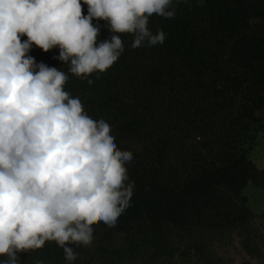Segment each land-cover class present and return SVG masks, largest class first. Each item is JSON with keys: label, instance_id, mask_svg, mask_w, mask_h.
<instances>
[{"label": "trees", "instance_id": "obj_1", "mask_svg": "<svg viewBox=\"0 0 264 264\" xmlns=\"http://www.w3.org/2000/svg\"><path fill=\"white\" fill-rule=\"evenodd\" d=\"M172 7L175 18H149L153 34H167L163 45L132 49L133 35L120 34L125 51L104 73L72 75L70 64L54 58L58 47L45 53L33 44L27 53L68 74L65 90L110 125L120 150L133 153L125 165L133 196L113 230L229 219L225 206L249 182L264 187V170L249 157L264 128V0H173ZM98 23L97 46L111 38L107 22ZM71 247L78 253L84 246ZM18 255L21 263L64 259L52 241Z\"/></svg>", "mask_w": 264, "mask_h": 264}, {"label": "clouds", "instance_id": "obj_2", "mask_svg": "<svg viewBox=\"0 0 264 264\" xmlns=\"http://www.w3.org/2000/svg\"><path fill=\"white\" fill-rule=\"evenodd\" d=\"M181 3L189 0H175ZM172 5L0 0V257H6L0 264H21L18 253L49 241L74 264L79 253L71 245H91L94 225L115 226L135 184L125 166L133 153L120 150L110 125L90 117L80 98L65 90L68 74L27 55L32 45L45 53L58 47L54 58L70 64L76 77L104 73L125 51L120 34L133 35L132 49L163 45L167 34H153L149 18H175ZM100 20L111 38L97 46Z\"/></svg>", "mask_w": 264, "mask_h": 264}, {"label": "rangeland", "instance_id": "obj_3", "mask_svg": "<svg viewBox=\"0 0 264 264\" xmlns=\"http://www.w3.org/2000/svg\"><path fill=\"white\" fill-rule=\"evenodd\" d=\"M249 157L264 170V128ZM225 211L229 219L208 216L186 226L148 221L130 230L94 228L74 264H264V187L249 182ZM22 262L33 264L28 257Z\"/></svg>", "mask_w": 264, "mask_h": 264}]
</instances>
